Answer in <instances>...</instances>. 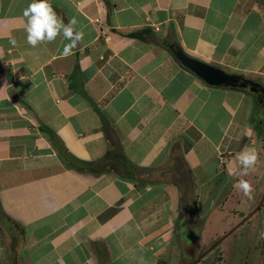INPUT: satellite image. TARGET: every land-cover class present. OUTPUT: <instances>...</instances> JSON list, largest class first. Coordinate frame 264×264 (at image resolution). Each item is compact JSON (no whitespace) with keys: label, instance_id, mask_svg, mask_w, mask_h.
Here are the masks:
<instances>
[{"label":"crops","instance_id":"0c3cea01","mask_svg":"<svg viewBox=\"0 0 264 264\" xmlns=\"http://www.w3.org/2000/svg\"><path fill=\"white\" fill-rule=\"evenodd\" d=\"M31 2L0 0V264L158 256L178 181L199 213L255 141L250 95L207 85L171 46L262 82L264 0H50L84 33L69 56L62 35L27 43Z\"/></svg>","mask_w":264,"mask_h":264},{"label":"rangeland","instance_id":"374dc122","mask_svg":"<svg viewBox=\"0 0 264 264\" xmlns=\"http://www.w3.org/2000/svg\"><path fill=\"white\" fill-rule=\"evenodd\" d=\"M262 83L264 84V80ZM250 97L253 101V97L251 95ZM251 126L254 129L253 124ZM254 138L255 141L250 147L257 150L258 161L253 168L249 169L248 175H240L242 166L237 156L235 158L236 169L228 175L227 183L218 197L205 209L200 205L201 210L198 215L203 221V226L195 254L210 247L219 237L238 225L208 254L203 264H264V200L259 209L240 224L245 216L254 211L264 190V125L260 135H257L254 130ZM220 178L223 180L224 175ZM239 180H247L252 184L251 198L236 186ZM194 201L197 204L196 198ZM184 256L183 244L178 238L175 226L174 240L170 242L166 251L158 256L153 255L151 251H145L143 256L127 257V262L148 264L159 258L164 264H179Z\"/></svg>","mask_w":264,"mask_h":264},{"label":"water","instance_id":"95a60500","mask_svg":"<svg viewBox=\"0 0 264 264\" xmlns=\"http://www.w3.org/2000/svg\"><path fill=\"white\" fill-rule=\"evenodd\" d=\"M172 52L180 64L195 74L200 80L210 86L229 88L232 90H241L253 97V110L251 120L255 122L253 128L260 135L264 125V84L258 79L247 78L242 74L231 73L223 69L195 59L186 54L177 45L171 46ZM173 173V172H172ZM174 174V173H173ZM179 182L180 187V209L186 214L192 207V190L191 183L185 179ZM264 200V190L262 197L253 212H250L242 221L247 220L259 209ZM185 214V220L181 222L182 226L190 222ZM187 218V220H186ZM241 224V223H240ZM232 231V230H231ZM230 231V232H231ZM228 232V234L230 233ZM223 238V237H222ZM216 241L207 251L215 247L221 239Z\"/></svg>","mask_w":264,"mask_h":264},{"label":"clouds","instance_id":"9594fccd","mask_svg":"<svg viewBox=\"0 0 264 264\" xmlns=\"http://www.w3.org/2000/svg\"><path fill=\"white\" fill-rule=\"evenodd\" d=\"M23 16L27 20V43L32 47L42 42H53L57 36L62 35L69 41L64 47L63 55L69 56L83 39L84 33L76 30L77 20L72 18L65 23L57 15L50 0H32L23 10ZM11 43L15 44V39H12ZM238 160L242 166L240 175H248L249 169L253 168L258 161L257 150L254 147H245L239 153ZM236 186L251 198L253 186L249 181L239 180Z\"/></svg>","mask_w":264,"mask_h":264},{"label":"flooded vegetation","instance_id":"af4514ba","mask_svg":"<svg viewBox=\"0 0 264 264\" xmlns=\"http://www.w3.org/2000/svg\"><path fill=\"white\" fill-rule=\"evenodd\" d=\"M253 124H255V122L253 121ZM191 208L188 211V215L182 211L180 209V204H179V208H178V215H177V219H176V230H177V235L179 240L182 242L183 244V253H184V259L180 260L179 264H203L205 263L206 258L208 257V254L214 249L216 248L226 237H228L232 231H234L236 229V227L238 225H236L235 227H233V229H231L229 234L228 232L225 233L223 236L219 237L216 241L220 240L219 243L213 247L210 251H207L216 241H214V243L208 247L207 249L204 250H200L197 254H195V250L197 247V242L201 233V229L203 226V221L200 219L198 212L196 210V206L194 203V199H192V204H191ZM185 214L187 215V218H189L191 221L187 222V224L184 226H182L181 222L183 220H185ZM186 218V220H187ZM244 221H241L240 223L242 224ZM191 231V232H190ZM175 232V230H174ZM184 261H186L184 263ZM154 264H164V262L162 260H157Z\"/></svg>","mask_w":264,"mask_h":264},{"label":"trees","instance_id":"16d2710c","mask_svg":"<svg viewBox=\"0 0 264 264\" xmlns=\"http://www.w3.org/2000/svg\"><path fill=\"white\" fill-rule=\"evenodd\" d=\"M135 35L141 36V33H135ZM252 124H253V122H252ZM43 130L48 133V136H49L50 140L54 143V145H56V147H57L58 151L60 152V154H62V156L65 157V149H63L62 147H59L56 144V142H55V134L52 133L51 131H47L46 129H43ZM256 134L258 135L257 132H256ZM22 240H23L22 235H20L19 239L17 240L18 242L16 241L14 243H11L10 252H11L12 258L18 256L19 246H20V243L22 242Z\"/></svg>","mask_w":264,"mask_h":264},{"label":"built area","instance_id":"2783aa9c","mask_svg":"<svg viewBox=\"0 0 264 264\" xmlns=\"http://www.w3.org/2000/svg\"><path fill=\"white\" fill-rule=\"evenodd\" d=\"M95 22L99 25V26H103V24L101 23V20L99 18L95 19ZM104 27V26H103Z\"/></svg>","mask_w":264,"mask_h":264}]
</instances>
